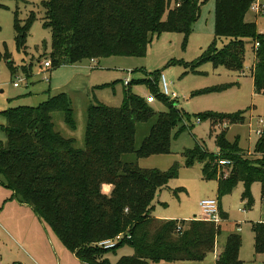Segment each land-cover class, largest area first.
Here are the masks:
<instances>
[{"label": "trees", "instance_id": "1", "mask_svg": "<svg viewBox=\"0 0 264 264\" xmlns=\"http://www.w3.org/2000/svg\"><path fill=\"white\" fill-rule=\"evenodd\" d=\"M206 0H42L44 26L51 33V66L64 60L80 62L109 56H143L153 37L164 31L182 34L184 41L199 17L200 3ZM255 0H215L214 39L201 57L186 68L204 62L214 68L225 66L241 71L246 43H252L255 63L251 72L254 93H264V34L255 23L245 20ZM27 30L16 25L15 42L24 45ZM218 40H225L218 46ZM255 43L258 46L255 47ZM8 65L11 67L10 62ZM148 81L149 90L165 104L156 111L144 97L124 85L123 104L108 107L95 102L87 108L85 147L75 148L70 138L54 129L51 113L61 111L74 127L72 110L64 94L49 97L37 106H15L0 111L5 119L0 141V182L33 210L57 236L63 246L86 264H110L107 253L123 245L133 250L115 264L148 262H200L213 252L221 232L220 223L196 217L178 228V220L152 216L157 190L177 175V166L168 170L142 168L137 160L168 154L171 140L183 132L188 113L179 109ZM223 87L211 90L219 91ZM200 119L231 125L243 122V112L205 113ZM138 124L148 132L135 146ZM252 152H244L238 141L230 143L224 131L216 138V153L195 144L184 151L186 166L202 164L206 180H216L219 197L230 194L243 183L241 199L252 203L250 185L261 186L264 205V128ZM227 163L220 165L219 161ZM111 185L109 195L102 191ZM218 200V199H217ZM219 206V200H218ZM182 222H185L182 220ZM254 252L264 253V212L252 224ZM119 236L110 248L98 243ZM242 238L229 234L215 264H243L239 258Z\"/></svg>", "mask_w": 264, "mask_h": 264}, {"label": "rangeland", "instance_id": "2", "mask_svg": "<svg viewBox=\"0 0 264 264\" xmlns=\"http://www.w3.org/2000/svg\"><path fill=\"white\" fill-rule=\"evenodd\" d=\"M42 0H0V110L15 106H37L49 97L64 94L72 110L74 127L65 122L61 111L51 113L54 129L63 137L70 138L74 147H85V125L87 108L95 102L108 107L123 104V79L129 75L128 86L133 94L144 97L150 92L148 81L157 84L162 91L160 77L163 75L170 91L176 93V106L188 113L184 118L185 130L171 140L168 154L140 158L142 168L168 170L177 166V175L166 186L157 190L152 200V216L159 219L178 220L185 227L186 221L201 218L198 205L202 199L219 200L220 210L227 214L221 221V232L213 252L200 262H148V264H215L226 237L238 234L242 238L240 258L243 264H264V253L254 252L252 224L263 219L264 205L261 186L250 185L252 203L241 199L244 185L238 182L230 194L219 197L216 180H206L202 175V164H185L184 151L200 144L209 151H218L215 140L224 131L228 142L238 141L244 152H252L258 138L257 130L264 122V95L253 92L249 69L254 62L252 43H246L241 71L225 66L214 68L210 62L200 64L195 72L184 65L199 59L214 39L215 0L200 3L199 17L191 27L186 41L182 34L164 31L153 37L143 56H109L99 59H84L80 62L64 60L56 66L44 68L42 63L50 60L51 33L44 26ZM202 1V0H200ZM264 6V0H258ZM174 6L171 0L170 7ZM246 21L255 23L256 31L264 34V10L258 14L248 10ZM27 30L24 45L15 42L16 25ZM225 40H218L221 46ZM8 61L11 67L8 65ZM243 73V74H242ZM48 78V81L44 80ZM25 79L18 87L14 83ZM19 83V82H18ZM27 84V85H26ZM223 87L219 91L211 90ZM156 111H165L163 101L156 99L149 104ZM243 112L245 120L225 125L214 124L210 119H200V114ZM5 119L0 116V141H5L1 126ZM148 132L146 124H138L135 146L138 147ZM1 182H4L2 179ZM0 182V264H86L65 250L52 230L39 220L19 196ZM112 187H104L109 195ZM243 209V210H242ZM164 218H161V217ZM184 220L185 222H182ZM237 227L240 231H237ZM128 245L107 253L110 264L123 256H132Z\"/></svg>", "mask_w": 264, "mask_h": 264}, {"label": "built area", "instance_id": "3", "mask_svg": "<svg viewBox=\"0 0 264 264\" xmlns=\"http://www.w3.org/2000/svg\"><path fill=\"white\" fill-rule=\"evenodd\" d=\"M249 10L254 11L255 13L261 14V13H263L264 6L260 5L258 3V0H255L253 3H251ZM257 46H258V43H255V47H257ZM42 65L44 66V68L47 69L51 66V62H50V60H45L42 63ZM129 75H130V73H128V76L123 79L124 85H127L131 81V79L129 80ZM23 80H25V79L19 78L18 79L19 83L15 82L14 87H18L20 82H23ZM44 80L48 81V78L44 77ZM160 83L162 85L161 93L165 97H167L169 100H174L177 98L176 93L173 91H170L169 84L167 83V81L165 80L163 75L160 77ZM144 98H145V101L149 104L156 100V97L153 93H149L148 95H145ZM261 123H263V121H261ZM261 133H262L261 129L257 130V135H261ZM225 163H227V162L222 161V160L219 161L220 165H223ZM198 205L201 209L202 217L197 218V219L203 220V221L213 222L216 224L221 221V215H220V210H219L217 199H214V198L202 199L199 201ZM180 229H181L180 226H178L177 230H180ZM119 238L120 237L117 236L116 238H113V239L103 240V241L99 242L98 245L102 246L104 248H110V247L115 245L116 241H118Z\"/></svg>", "mask_w": 264, "mask_h": 264}, {"label": "crops", "instance_id": "4", "mask_svg": "<svg viewBox=\"0 0 264 264\" xmlns=\"http://www.w3.org/2000/svg\"><path fill=\"white\" fill-rule=\"evenodd\" d=\"M246 20V19H245ZM254 63H255V59H254V62H253V66H254ZM253 66H252V68L251 69H249V76L251 77V79H252V76H251V72H252V69H253ZM243 74V73H242ZM252 87H253V79H252ZM254 92V91H253ZM261 94H263L264 95V93H261ZM4 110V109H3ZM0 111H2V110H0ZM1 116V115H0ZM2 117V116H1ZM261 121H263V120H260V122ZM264 122V121H263ZM263 126V128H264V124H262ZM262 128V129H263ZM261 129V130H262ZM263 131V130H262ZM259 136V135H258ZM217 184V183H216ZM108 185H104L103 187H102V191L104 192V187L106 188ZM11 192V191H10ZM105 193V192H104ZM11 194H12V192H11ZM28 206V205H27ZM264 207V206H263ZM31 208V207H30ZM219 209H220V205H219ZM32 210V209H31ZM33 211V210H32ZM263 212H264V209H263ZM35 214V213H34ZM36 216V215H35ZM37 217V216H36ZM38 218V217H37ZM161 218H164L163 216L161 217ZM39 219V218H38ZM159 219V218H158ZM166 219H168V218H166ZM40 220V219H39ZM262 221V220H261ZM260 222V221H259ZM237 231H240V228L239 227H237ZM60 241V240H59ZM253 243H254V240H253ZM62 246H63V244H62ZM64 247V246H63ZM241 248H242V244H241V247H240V251H239V258L241 257L240 256V253H241ZM64 249L65 250H67L65 247H64ZM73 254V253H72ZM219 254V253H218ZM217 254V255H218ZM74 255V254H73ZM75 256V255H74ZM216 259H217V256H216ZM241 259V258H240ZM242 260V259H241ZM12 264H15V263H12Z\"/></svg>", "mask_w": 264, "mask_h": 264}]
</instances>
